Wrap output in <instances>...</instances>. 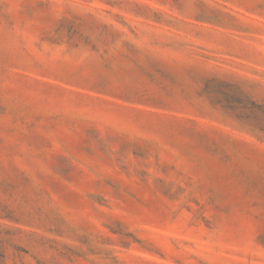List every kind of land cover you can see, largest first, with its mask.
<instances>
[{
	"label": "rangeland",
	"instance_id": "rangeland-1",
	"mask_svg": "<svg viewBox=\"0 0 264 264\" xmlns=\"http://www.w3.org/2000/svg\"><path fill=\"white\" fill-rule=\"evenodd\" d=\"M0 264H264V0H0Z\"/></svg>",
	"mask_w": 264,
	"mask_h": 264
}]
</instances>
